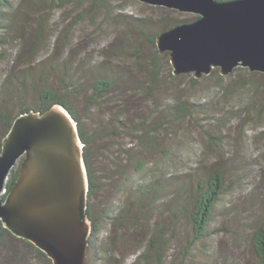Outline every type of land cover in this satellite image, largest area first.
Here are the masks:
<instances>
[{
  "label": "rangeland",
  "instance_id": "374dc122",
  "mask_svg": "<svg viewBox=\"0 0 264 264\" xmlns=\"http://www.w3.org/2000/svg\"><path fill=\"white\" fill-rule=\"evenodd\" d=\"M60 1H2L0 140L2 114L13 117L21 107L33 105L40 89L60 83L66 71L62 61L67 60L69 77L81 87L74 100L85 130L100 133L117 127L119 141L132 158L120 166L124 175L118 173L107 182L93 202L101 235L97 251L87 252V264H141L139 256L154 236L159 237L154 239L164 254L158 261L156 250L151 249L152 264H257L249 236L264 212V75L241 67L222 82L216 78L218 71L195 83L192 75H172L168 54H158L148 39L172 24L194 21V14L135 0H107L96 8L86 0ZM102 64L128 76L134 85L116 89L97 106H88L86 79L95 76ZM141 68L158 70L150 97L142 91H150L151 83ZM141 117L162 128L153 152L136 143ZM112 145L116 151L115 142ZM103 149L94 150V162H104L97 156L106 157ZM136 163H145L144 170L137 172ZM211 167L224 174L226 190L213 212L207 239L191 246L185 218L178 215L174 222L170 215L175 206L181 208L178 187L165 185ZM116 170L112 168L113 175ZM153 177L161 189L162 185L170 188L160 190V203L129 194L130 188L149 184ZM104 212L122 213L129 220L113 226ZM92 226L90 221L91 231ZM33 264L47 263L36 259Z\"/></svg>",
  "mask_w": 264,
  "mask_h": 264
},
{
  "label": "water",
  "instance_id": "95a60500",
  "mask_svg": "<svg viewBox=\"0 0 264 264\" xmlns=\"http://www.w3.org/2000/svg\"><path fill=\"white\" fill-rule=\"evenodd\" d=\"M190 13L155 39L172 75L196 80L217 69L264 75V0H135ZM83 145L75 121L60 106L19 115L2 140L0 224L42 251L52 264H87L90 219ZM18 175L5 197L11 170Z\"/></svg>",
  "mask_w": 264,
  "mask_h": 264
},
{
  "label": "trees",
  "instance_id": "16d2710c",
  "mask_svg": "<svg viewBox=\"0 0 264 264\" xmlns=\"http://www.w3.org/2000/svg\"><path fill=\"white\" fill-rule=\"evenodd\" d=\"M2 1L3 0H0V7L4 5ZM58 1L62 3V1ZM106 1L107 0H86V3H88L91 7L96 8L97 6L104 5ZM176 25L177 24H172V27ZM158 35L159 34L155 36L153 35L148 39V44L150 45V47H156L155 39ZM62 62L63 69L66 71H64L65 74L62 77V80H60V83H54L50 87L40 89L36 94L35 101H32L33 105H31L30 107H21L13 117L7 118L2 114L1 140H3L9 132L13 121L21 114L28 113L30 111L43 113L53 106H60L69 113L71 118L76 123L78 136L83 145L82 158L87 176L86 212L91 223L93 224L92 231L90 232L88 253H94L95 250L97 251L96 243L99 239V236L101 235V231L97 228L98 217H96L93 212V202L98 198L100 192L103 191L104 186L107 184V182L112 181L114 177H119L120 174L124 175L120 166L126 162H131L132 158L129 157L130 151L124 148L119 141L121 132L118 131L117 127H115L117 126V124H115L114 130H109L108 132L100 131V133H98L95 130L93 133H90L85 130L82 119L77 114V106L75 105L74 100L76 95L80 93L81 87L78 88L77 85L72 82L74 81L73 78L69 77V73L71 72V65L67 63V60ZM152 63H154L153 59L150 60L151 66ZM54 66L55 65L50 66L51 69H54ZM98 66L99 71L94 74L95 76L90 75L86 79L88 80V84L85 87H87L89 91L87 98L88 106H97V101H103L107 99L109 95L112 94L116 89L123 91V89L125 90V88H127L128 86L134 85V81L132 79H130L126 75H120L119 73L116 74L111 67H108L104 64ZM141 69L146 70L148 74L147 81L151 83L149 88L150 91H142L147 95L146 97H150L152 93L151 88H155L154 78L157 75L158 70L156 68L152 71L146 68ZM217 71V69L213 70L212 74H216ZM216 78L218 82H222L223 80V76H221L219 72L218 75H216ZM191 82H196V79L193 76ZM175 106L178 109L177 111L180 112L181 115H183L184 112L180 105L176 104ZM116 119L112 118L111 121L116 122ZM168 120L169 119H167V121ZM112 126L113 125H110L109 128H112ZM136 129H138L139 131V135H136V143L143 145L142 147L145 148V150L153 152L155 146L159 145V130L162 129L160 125L151 124L150 122L146 121L145 117H141L140 123L139 125H137ZM112 136H114V138H118V140L113 141L111 139ZM1 140L0 153L2 144ZM109 140L111 144L109 143ZM99 142H102L104 144L99 145ZM113 142H115V146L117 148L116 151L115 147L112 145ZM97 146H100L101 149L102 147L106 149V157H103L101 153H98L100 155L97 154L99 158L103 159V163H101L100 160L94 162L96 153V151L94 150H96ZM113 167H117L114 175L112 172ZM135 167L137 172H141L145 168V163H136ZM18 170V165L11 170L6 183V192L3 197H5L11 190V187L17 178ZM150 179L151 182L149 184L140 183L134 188H130L131 183L129 182V194L135 197H142L152 203H160V190L163 189V191H168L170 188H164V186L162 185L163 188L161 189L158 178L153 177ZM126 180L129 181L128 178ZM167 185L174 188L178 187L176 188L178 190V193H176V195H179L182 199L181 208L175 206V208L170 213L172 219L174 220V222H176V220L178 219V215H182L185 218L190 229L189 245L192 246L197 243H202L208 237L210 221L212 219V215L216 208L217 202L220 200V196L226 190L224 174L217 168L211 167L205 171L195 173L188 180L186 179L177 182L169 180L165 187ZM176 203L178 204L177 201ZM104 218L109 219L111 221L110 223L113 226L116 225V222L122 223L129 220L127 216L122 213L114 214L113 216H111L109 212H104ZM156 231L160 232L161 234L160 228ZM155 237L156 236L148 239L146 248L140 254L139 261L141 262V264H152L149 258L151 249L156 250L158 261L163 257L162 255L164 254V251L162 250H164V248L160 246L159 242L155 241ZM249 237L250 250L256 260V263L264 264V212L260 215L259 219L254 224ZM156 238L159 239V237ZM26 255L33 256V259H30V261L29 259L25 258ZM36 259H41L47 264H52L47 256L42 251L37 249L33 244L24 239L17 238L2 224H0V264H33V261Z\"/></svg>",
  "mask_w": 264,
  "mask_h": 264
},
{
  "label": "bare ground",
  "instance_id": "6f19581e",
  "mask_svg": "<svg viewBox=\"0 0 264 264\" xmlns=\"http://www.w3.org/2000/svg\"><path fill=\"white\" fill-rule=\"evenodd\" d=\"M196 19H197V17H196Z\"/></svg>",
  "mask_w": 264,
  "mask_h": 264
}]
</instances>
